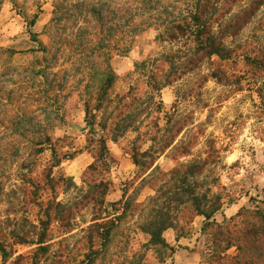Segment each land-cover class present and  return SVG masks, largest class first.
Segmentation results:
<instances>
[{
    "label": "rangeland",
    "instance_id": "1",
    "mask_svg": "<svg viewBox=\"0 0 264 264\" xmlns=\"http://www.w3.org/2000/svg\"><path fill=\"white\" fill-rule=\"evenodd\" d=\"M174 1L168 6L179 7ZM223 2L215 31L253 2L263 5L238 35L223 38L224 57L213 55L185 75L166 77L163 58L172 47L156 39L154 27L136 28L111 42L108 27L91 20L88 26L97 32L93 43L105 47L103 54L51 57L40 51L53 45L52 0L0 1V88L5 91L0 138L12 137L22 147L29 138L47 135L57 151V158L44 151L29 171L20 169L25 150L21 157L0 161V242L8 253L0 254V264H172L177 237H195L192 251L207 264L210 237L201 232L204 219L189 202H177V191L193 190L202 204L206 197H219L217 223L229 209L230 218L243 210H264V0ZM61 25L57 35L72 40V23ZM176 49L185 51L182 45ZM11 50L20 53L11 56ZM40 67L51 69L44 84L32 88L23 71ZM88 70L98 71V78L88 82ZM111 70L117 76L112 93L138 100L135 106L124 102L130 128L119 136L98 126L109 123V103L91 112L93 129L85 123L88 94L100 95L99 80ZM154 85H162L161 91ZM22 116L27 132L13 125V118ZM7 150L13 153L10 146ZM49 173L52 182L45 185ZM28 178L39 184L35 191ZM158 211L172 226L162 233L164 246L151 244L145 232ZM40 233L45 235L41 245ZM13 235L32 243L19 244Z\"/></svg>",
    "mask_w": 264,
    "mask_h": 264
},
{
    "label": "trees",
    "instance_id": "2",
    "mask_svg": "<svg viewBox=\"0 0 264 264\" xmlns=\"http://www.w3.org/2000/svg\"><path fill=\"white\" fill-rule=\"evenodd\" d=\"M1 1V0H0ZM224 1V2H223ZM171 0H52V18L49 26L52 29V42L50 47H43L40 52L54 57L57 53H69L71 57L83 53L103 54L105 47L93 43L97 40L95 29L89 27L91 22L98 26L108 27L111 34V42L117 41L119 35L131 34L135 29L141 27H154L157 32L156 39L163 44L172 47L169 53L164 55V62L168 65V76L176 74L185 75L197 68V64L203 59L216 55L224 57L227 54L223 46V38L226 36L234 37L244 25L255 15L262 2H253L248 9H242L240 14L233 16L229 21L215 31L214 24L220 27V20L217 15L223 10V3H235L237 0H178L179 7L168 6ZM175 2L172 0V3ZM175 4V3H174ZM221 7V8H220ZM37 17H35L36 20ZM34 20L28 23V28L34 26ZM72 23L76 30V35L72 40L62 39L57 35V31L62 23ZM92 23V22H91ZM103 36L98 42L101 43ZM115 41V43H116ZM103 43V42H102ZM56 45V47H54ZM182 45V49L173 50L175 46ZM103 51V52H102ZM20 53V52H19ZM15 51H9V55L19 54ZM77 58V57H75ZM74 60V59H73ZM77 61V60H75ZM76 66L75 69H77ZM51 67L26 68L24 73L28 76L32 88H39L47 80V72ZM91 70V69H89ZM88 70V71H89ZM22 72V73H23ZM98 71H89L88 82L98 78ZM39 77V78H37ZM37 78V80H36ZM117 80V76L111 70V76L99 80V94L96 98L88 94L89 100L85 101V123L93 129L96 124L93 121L92 111H99L103 105H111V118L109 123L100 126L103 132L110 127L109 132L117 136L123 135L130 128L128 120L130 114L126 112L128 107L125 101L128 100L131 106H135L138 100L131 98L130 94L119 97L112 93V85ZM35 84L39 85L36 86ZM111 86V97H106V89ZM162 85H154L151 88L159 92ZM20 90L22 88H19ZM5 92L0 88V96ZM85 92H89L88 86ZM19 99L22 97L17 96ZM7 98L12 99L10 95ZM17 98V99H18ZM27 99V96L24 100ZM13 101V100H12ZM93 101L94 105L90 106ZM18 103V100H17ZM99 109V110H98ZM13 118V125L16 129L28 131L29 123L26 117ZM40 125V124H39ZM38 129L40 127H37ZM100 142L103 144L102 138ZM7 146L13 149V153L7 150ZM21 150H25V163L21 165L22 170H30L36 164L39 155L46 150H50L52 157L57 158L56 145L50 136L29 138L26 146H19L12 137L0 138V161H6L7 158L21 157ZM67 156V155H65ZM137 163L136 159H134ZM23 163V164H24ZM23 178L26 175H21ZM44 184L52 182L51 173L43 179ZM27 183L35 191L39 184H34L32 179L28 178ZM33 191V192H34ZM176 194L177 202L182 205L187 202L193 207L197 216L203 217L201 232H209V260L207 264H264V210L256 207L255 210H243L234 217L223 222L217 223L214 216L220 212L222 203L219 197L213 196L211 200L205 198L202 204V198L195 195L193 190H179ZM35 194V192H34ZM187 195L186 201L184 196ZM264 203V202H263ZM156 221H150L145 232L150 236L151 244L165 245L161 238L162 233L172 228L168 223V216L162 212H157ZM44 224L42 223V226ZM18 239L19 244H30L24 236L13 235ZM177 237L175 240L178 241ZM45 235H38V244H44ZM45 247L41 246L39 251L45 252ZM0 254L6 258L8 253L6 247L0 242Z\"/></svg>",
    "mask_w": 264,
    "mask_h": 264
},
{
    "label": "crops",
    "instance_id": "3",
    "mask_svg": "<svg viewBox=\"0 0 264 264\" xmlns=\"http://www.w3.org/2000/svg\"><path fill=\"white\" fill-rule=\"evenodd\" d=\"M230 210L232 209L223 212L221 218H230L232 216V214L228 215V211ZM196 243L195 237L192 239L181 238L178 241L174 239L175 252L172 257V264H203L201 254L196 250L192 251Z\"/></svg>",
    "mask_w": 264,
    "mask_h": 264
}]
</instances>
